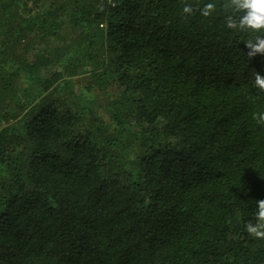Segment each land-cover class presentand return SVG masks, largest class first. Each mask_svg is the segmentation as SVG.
I'll return each mask as SVG.
<instances>
[{
    "label": "trees",
    "instance_id": "obj_1",
    "mask_svg": "<svg viewBox=\"0 0 264 264\" xmlns=\"http://www.w3.org/2000/svg\"><path fill=\"white\" fill-rule=\"evenodd\" d=\"M226 2L0 0V264H264V33Z\"/></svg>",
    "mask_w": 264,
    "mask_h": 264
},
{
    "label": "clouds",
    "instance_id": "obj_2",
    "mask_svg": "<svg viewBox=\"0 0 264 264\" xmlns=\"http://www.w3.org/2000/svg\"><path fill=\"white\" fill-rule=\"evenodd\" d=\"M214 3H206L199 9L202 17H208L215 11ZM226 16L225 27L238 33H264V0H227L224 5ZM196 9L190 3H185L182 13L187 16L194 14ZM249 57L264 54V35H256L254 39L244 42ZM254 86L264 91V76L255 73ZM259 121L264 122V114L259 115ZM244 230L253 238L264 239V200L256 202L254 222H247Z\"/></svg>",
    "mask_w": 264,
    "mask_h": 264
},
{
    "label": "rangeland",
    "instance_id": "obj_3",
    "mask_svg": "<svg viewBox=\"0 0 264 264\" xmlns=\"http://www.w3.org/2000/svg\"><path fill=\"white\" fill-rule=\"evenodd\" d=\"M76 81V80H75ZM75 83V82H74Z\"/></svg>",
    "mask_w": 264,
    "mask_h": 264
}]
</instances>
